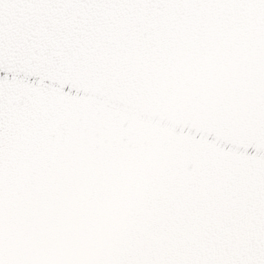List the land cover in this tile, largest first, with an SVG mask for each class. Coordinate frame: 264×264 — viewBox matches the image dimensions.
Masks as SVG:
<instances>
[{
	"label": "snow or ice",
	"instance_id": "1",
	"mask_svg": "<svg viewBox=\"0 0 264 264\" xmlns=\"http://www.w3.org/2000/svg\"><path fill=\"white\" fill-rule=\"evenodd\" d=\"M0 264H264V0H0Z\"/></svg>",
	"mask_w": 264,
	"mask_h": 264
}]
</instances>
